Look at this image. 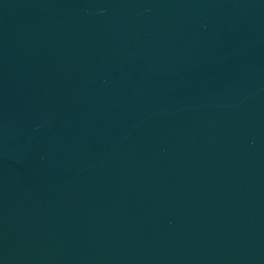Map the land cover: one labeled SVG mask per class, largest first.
I'll list each match as a JSON object with an SVG mask.
<instances>
[{
	"label": "water",
	"instance_id": "1",
	"mask_svg": "<svg viewBox=\"0 0 264 264\" xmlns=\"http://www.w3.org/2000/svg\"><path fill=\"white\" fill-rule=\"evenodd\" d=\"M0 264H264V0H0Z\"/></svg>",
	"mask_w": 264,
	"mask_h": 264
}]
</instances>
